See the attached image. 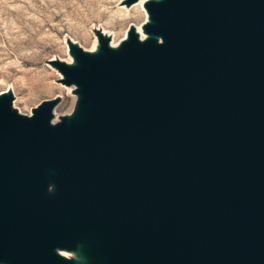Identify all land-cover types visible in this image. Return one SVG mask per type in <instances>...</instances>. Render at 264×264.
<instances>
[{
	"label": "water",
	"instance_id": "obj_1",
	"mask_svg": "<svg viewBox=\"0 0 264 264\" xmlns=\"http://www.w3.org/2000/svg\"><path fill=\"white\" fill-rule=\"evenodd\" d=\"M147 9L163 42L58 61L82 121L0 100V260L68 264L97 231L109 264H264V0Z\"/></svg>",
	"mask_w": 264,
	"mask_h": 264
},
{
	"label": "rangeland",
	"instance_id": "obj_2",
	"mask_svg": "<svg viewBox=\"0 0 264 264\" xmlns=\"http://www.w3.org/2000/svg\"><path fill=\"white\" fill-rule=\"evenodd\" d=\"M135 1L0 0V95L11 92V111L32 117L52 101L59 115L72 112L75 87L66 83L58 61H69L77 49H113L131 32L145 39L149 14L134 10ZM119 10L138 17H117L119 23L112 24Z\"/></svg>",
	"mask_w": 264,
	"mask_h": 264
},
{
	"label": "bare ground",
	"instance_id": "obj_3",
	"mask_svg": "<svg viewBox=\"0 0 264 264\" xmlns=\"http://www.w3.org/2000/svg\"><path fill=\"white\" fill-rule=\"evenodd\" d=\"M164 1H166V0H136L135 2H137L138 5L136 4V6L134 7V10H136V9L139 10L141 7L143 8V10L147 9V5L150 2H164ZM147 11H148L149 15L146 14L145 10L143 12H145L146 17H148V19H149V22H153V18H152L153 16L150 14V11L148 9H147ZM117 14L119 16L116 15L114 18H112V20H111L112 24L119 23V20L117 19V17H120L123 20H133V19H136V17H138V15L136 16L132 13H127L123 10L117 11ZM142 14H144V13H142ZM144 27L145 26H143V28ZM130 28H132V25ZM130 31H131V29H130ZM138 35L140 37V34H138ZM145 35H147V37L145 39L140 38L141 42H143V43H145L148 40H150L154 43L164 41V38L161 35H157L154 33H148V32H145L144 36ZM128 37H129V34H128ZM127 40H128V38L125 39L123 42H125ZM123 42L118 47H114L113 49L116 51H119L122 47ZM88 54L92 58H96V57H102L103 58L104 52L99 48L95 53H88ZM59 62L65 63L68 67H81L83 65L81 62V56L80 55H77V56L72 55V57L70 58L69 61H63L62 60ZM74 87H75L74 92H73L75 94L74 98L77 101L75 109L72 110V112H67L64 115H59L57 113V110H56V106L58 105L56 103L51 110V115H52L51 124H59V123L65 122L68 125H70L72 123H77V122H80L83 119H85L86 110L89 108V104L84 105L81 103L82 93H80V87L76 84H74ZM32 94H34V93H32ZM10 95H11V92L1 94L0 100L5 99L7 97L9 98ZM50 188H53L56 190L55 186L52 184H51ZM102 241H103V234L101 232L96 231L95 237L93 239H89L86 236H82L79 239L78 243L76 244L75 248L70 249V248L58 247L56 249V252L60 256H62L68 264H109L107 258H105L104 256H100L97 253V246ZM0 264H11V263L7 262L6 260H0Z\"/></svg>",
	"mask_w": 264,
	"mask_h": 264
}]
</instances>
